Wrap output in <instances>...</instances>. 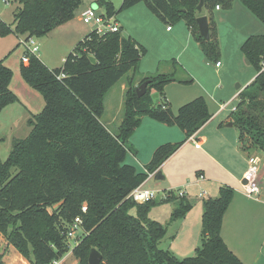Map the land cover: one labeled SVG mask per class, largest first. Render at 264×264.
<instances>
[{
    "label": "trees",
    "instance_id": "16d2710c",
    "mask_svg": "<svg viewBox=\"0 0 264 264\" xmlns=\"http://www.w3.org/2000/svg\"><path fill=\"white\" fill-rule=\"evenodd\" d=\"M13 1L18 7L12 28L0 21V35L14 33L26 41L45 37L70 22L83 2ZM233 1L205 0L208 41L200 37L196 24L199 0H123L119 12L144 3L164 22H184L207 60L217 63L211 11L216 6L230 7ZM239 1L264 25V0ZM93 2L103 7L107 16L115 15L111 0ZM240 50L255 68L256 77L239 92V101L229 117L238 131L241 149L264 154V36L249 37ZM145 55V48L124 37L121 30L104 35L93 30L55 70L48 69L35 54L24 53L27 62L21 61V77L43 97L45 105L29 121L28 137L15 141L8 158L0 160V235L29 264L62 259L70 251L67 233L76 218L81 221L78 230L83 237L71 253L78 264H87L92 249L101 254V264H242L220 235L232 199L231 188L223 186L218 197L203 201L201 243L192 257L184 259L159 247L166 226L150 219L148 213L154 205L178 200L169 219L175 222L186 215L191 204L171 191H165L166 198L143 204L129 197L182 145L157 147L143 172L125 164L126 155L132 151L129 139L143 118L178 127L186 139L210 118L202 97L182 105L176 114L165 103L155 102L151 90L161 96L164 87L175 81L174 72L144 76L136 84L138 66ZM61 74L64 77L59 78ZM12 76L0 63V114L16 100L10 91ZM122 79L126 80L122 121L109 129L101 121L104 99ZM145 81H149L146 93L138 98L135 90Z\"/></svg>",
    "mask_w": 264,
    "mask_h": 264
},
{
    "label": "crops",
    "instance_id": "0c3cea01",
    "mask_svg": "<svg viewBox=\"0 0 264 264\" xmlns=\"http://www.w3.org/2000/svg\"><path fill=\"white\" fill-rule=\"evenodd\" d=\"M141 5L142 3H139L127 9L125 12H129V14H124L122 22L116 21L124 37H130L144 47V41L147 42L146 38H153V35L157 34V32L151 28L153 24L155 25V20L153 18L155 16L145 6ZM86 8H88L87 5H82L81 8L77 10L74 19L60 27H68V29L72 30L71 23L80 21V15ZM214 11H221V8L219 10L214 8L211 11V15L214 14ZM200 15L206 16L208 19L209 13L203 9ZM178 23L180 26H176V30L170 26H166L164 33L170 35L168 40L169 44H178V48H176V51L174 50V55L181 63V58L188 44L190 42L193 43L195 40H193L194 38L192 39L191 31L186 24L182 21ZM194 45L197 47L198 43L195 41ZM181 46H183L182 49ZM163 48L161 50H163L162 52L164 53L170 51L169 45H163ZM147 53L146 51V55ZM24 63L26 64V62ZM151 64L152 63H147L143 65V67H140V70L138 69L139 76L136 77V84L144 76L156 74L157 71L152 69ZM221 67L222 65H220V68ZM159 73L170 74L172 72L169 73L166 70H162ZM253 80L250 78L247 84L249 82L251 83ZM174 83L176 82L174 81L167 84L163 89V94L157 96V99L154 96L153 98L158 104L165 103L169 108L175 107L178 110V108L186 104L187 101H184L185 97L183 96H172L167 92V88ZM117 84L118 88L113 90L115 87L114 85L104 99L105 109L101 121L108 126L109 129L118 127L123 116V96L126 90V80L122 79ZM240 88L241 87H239V89ZM210 103L214 105L213 111L210 107ZM206 105L210 118L192 135L193 141H195V144L199 145V148H195L192 141H190L189 138L186 139L184 132L178 127H168L145 117L142 119L140 127L136 129L129 141L136 140L138 147V149H136L143 152L138 142H142V138L148 134V130L150 129L155 130L157 132L156 134L162 133V141H159V143L156 142L151 149L145 150V152L141 154L142 157L137 155V150L134 148L133 150L136 152V155L134 154L133 157L134 159H138L137 162L144 171L145 166L151 160L153 152L157 147L167 143L182 144L180 148L160 166L158 171L148 177L144 182L145 185L149 179L154 180L156 174L160 172L163 176V180L168 181L162 185V188L165 189L173 185L182 187L184 199L191 204V209L182 219L172 222V224L175 223L174 225L178 228V236L179 239H181L180 244H178V242H173L174 244L170 247L174 256L179 259H184L191 254L192 250H196L200 246L203 201L207 198L218 197L220 188L226 186L232 189L233 194L231 202L222 219L220 231L221 238L227 248L242 264H257L258 260L264 256V154L252 151L254 152L253 155L260 159V172L258 178L260 196L258 200H253L242 193L240 186L242 176L247 166L246 158L250 152L241 149L238 141V131L233 126L229 116L224 122L220 120L221 113L230 105V102L219 104L210 96L208 101H206ZM176 113L177 111L173 114ZM229 124H231V126H229ZM175 128L178 129V132L174 130ZM136 137H139V140H137ZM144 149H146L145 146ZM165 169L167 172H165ZM159 199H163V195L160 198L156 197V200ZM158 205L168 207L167 213L171 216L178 206V200ZM170 216L166 222H169ZM149 218L155 220L153 217ZM178 236H176V240ZM0 241L6 245L0 244L4 247V250H6L4 253L0 254L3 256L2 261L4 264H28L12 246H7L6 241L1 236ZM175 246H177L178 249H174ZM60 264H78V262L70 252L61 259Z\"/></svg>",
    "mask_w": 264,
    "mask_h": 264
},
{
    "label": "rangeland",
    "instance_id": "374dc122",
    "mask_svg": "<svg viewBox=\"0 0 264 264\" xmlns=\"http://www.w3.org/2000/svg\"><path fill=\"white\" fill-rule=\"evenodd\" d=\"M122 1L123 0H111L115 12L114 17L118 22H122L124 14H129V12H125L126 10L119 12ZM82 5H87L100 14H106L105 9L103 7H97L93 0H83ZM81 6L79 8H81ZM141 6H145V4L142 3ZM17 7V2L13 0L8 3H5L4 0H0V21L11 27L13 23V13L16 11ZM211 17L216 28V43L218 47V52L216 54L220 65H222L221 68L219 67V69H216L214 66L215 62L207 60L199 44L197 47L194 45L195 41L188 44L180 63L174 55V50L176 51L178 44H169L168 40L170 35L164 33L166 26H170L176 30V26H180V24L178 22H164L155 16L153 17L155 25L153 24L151 28L157 32V34H154L153 38H146L147 42L144 41V47L148 53L140 62L138 69L147 63H152V69L158 73L162 70H166L169 73L174 72L176 83L170 85V87L167 88V92L172 96L185 97V102L192 101L197 97H203L206 102L210 96L219 104L230 102V105L220 115L221 122H224L239 101L236 98L239 91L246 88L250 83L247 84L250 78L253 80L256 76L255 68L246 63L240 47L251 36H264V25L239 0H234L230 7L222 6L221 11H214ZM71 26L73 31L68 29V27H58L45 37L33 38V42L38 48L35 55L48 69L55 70L61 68L65 57L74 50L79 41L95 28L94 24L87 25L81 20L74 21L71 23ZM163 45H169L171 53L170 51H167V53L162 52L164 50ZM25 48L23 37L16 36L14 33H9L4 36L0 35V63L12 72L13 76L10 84V91L16 98L15 102L8 105L0 114L1 161H5L8 158L15 141L25 140L28 137L30 133L29 121L39 115L45 105L43 97L37 91L29 87L21 77L20 64L21 61L25 59ZM162 48L163 50H161ZM182 48L183 46H181V49ZM237 85L241 87V90L236 89ZM117 88L118 84L115 85L113 90ZM151 95L156 97V99L157 96H159L158 92L155 90H151ZM210 107L213 111L214 105L212 103H210ZM170 109L172 113L177 111L175 107H170ZM174 130L178 132V129L175 128ZM148 131V134L142 138V142H138L143 152L151 149L156 142L159 143V141H162L163 137L162 133L156 134L157 132L153 129ZM136 139L139 140V137H136ZM136 143V140L129 141L128 146L130 151H132L126 155L124 162L127 165L133 166L138 172H143V169L137 162L138 159H134L133 157L134 154L136 155L133 149H138ZM144 146L146 149H144ZM143 152L137 150V155L142 157L141 154ZM249 152L250 155L254 153L251 150ZM165 172H167L166 169ZM165 182L168 181H164L163 179L160 181L149 179L147 184L143 186V189L154 191L157 198L163 195L164 190H183L182 187L175 185L164 189L162 185ZM167 208L168 207L163 205H154L150 208L148 216L153 217L155 219L154 221L166 226V235L160 242L159 247L172 253L170 247L175 242L180 244L181 239H179V231H177L178 228L174 225L175 223L166 222L170 216L169 213H167ZM176 236H178L177 240ZM82 237L83 233L77 230L75 235L68 240L70 249L68 253L72 251L73 247H75L78 240ZM0 244L4 245L2 241H0ZM2 245H0V254L6 251ZM7 246H9L8 243ZM174 249H178L177 246H175ZM194 250H192L191 254L187 257H192L194 255ZM2 257L3 256L0 255L1 261ZM25 261L27 262V260ZM257 264H264V256L258 260Z\"/></svg>",
    "mask_w": 264,
    "mask_h": 264
},
{
    "label": "built area",
    "instance_id": "2783aa9c",
    "mask_svg": "<svg viewBox=\"0 0 264 264\" xmlns=\"http://www.w3.org/2000/svg\"><path fill=\"white\" fill-rule=\"evenodd\" d=\"M10 0H4L5 3H8ZM215 9L219 10L220 7L216 6ZM80 20L87 25L94 24V31L98 35H104L106 33H117L120 31V27L115 19L114 16L109 17L106 14H100L98 11L94 10L91 7L86 8L80 15ZM33 38L28 39L27 41L23 38V44L26 46L25 52L29 54H35L38 51L37 45L33 42ZM24 61H26V57L24 56ZM215 67H220V62L215 63ZM64 77V75H60L59 78ZM222 108V107H221ZM235 110V108H234ZM233 110V111H234ZM190 141H192L195 148H199L198 144H195V141H193V137L191 136L189 138ZM247 166L246 170L242 176V180L240 182L241 191L242 193L253 200H258L260 196V186L258 182L259 178V172H260V159L257 156L254 155H247ZM153 174H150L148 177L152 176ZM145 182V181H144ZM144 182L135 188L129 195L132 201L138 204H143L149 200L156 199V193L152 190H145L143 189ZM172 194L175 196L181 198L184 195L183 190H177L172 191ZM168 192V191H166ZM166 192L163 193V198L167 197ZM86 208H82V212H85ZM81 223L79 218H76L74 220V223L67 233V238L70 239L75 235V232L78 230V225ZM61 259L55 260L51 262L50 264H60Z\"/></svg>",
    "mask_w": 264,
    "mask_h": 264
},
{
    "label": "water",
    "instance_id": "95a60500",
    "mask_svg": "<svg viewBox=\"0 0 264 264\" xmlns=\"http://www.w3.org/2000/svg\"><path fill=\"white\" fill-rule=\"evenodd\" d=\"M204 3L205 0H199L198 5L196 6V12L197 14H199V16L196 19V24H197V28H198V33L200 35V37H202L203 39H205L206 41L209 40V24H208V19L206 16H202L200 15L204 9ZM89 60L92 63H95V60L92 56L89 57ZM246 63L248 64V62L246 61ZM149 84V81H145L143 82L141 85H139L135 92L138 98H140L141 96H143L146 93V88ZM240 86H236V89L238 90ZM229 126H231V124H229ZM163 179L160 172H158L154 178V180H160ZM102 261V256L101 254L96 251L95 249H92L89 253L88 256V260H87V264H101Z\"/></svg>",
    "mask_w": 264,
    "mask_h": 264
}]
</instances>
